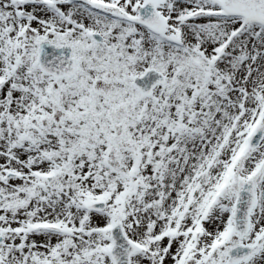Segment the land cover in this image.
Instances as JSON below:
<instances>
[{
  "label": "snow or ice",
  "instance_id": "snow-or-ice-1",
  "mask_svg": "<svg viewBox=\"0 0 264 264\" xmlns=\"http://www.w3.org/2000/svg\"><path fill=\"white\" fill-rule=\"evenodd\" d=\"M0 264H264V0H0Z\"/></svg>",
  "mask_w": 264,
  "mask_h": 264
}]
</instances>
